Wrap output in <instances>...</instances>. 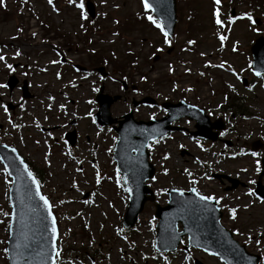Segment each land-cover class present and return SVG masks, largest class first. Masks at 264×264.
<instances>
[{
	"label": "rangeland",
	"instance_id": "obj_1",
	"mask_svg": "<svg viewBox=\"0 0 264 264\" xmlns=\"http://www.w3.org/2000/svg\"><path fill=\"white\" fill-rule=\"evenodd\" d=\"M92 1L94 18L87 14L85 0H0V143L18 148L38 171L57 216L56 264H195V259L225 264L198 248L164 254L155 249L156 203H167V189L192 185L215 197L224 211L223 223L236 229L250 251L264 256V202L251 190L264 155V74H254L251 53L254 40L264 35V0H177L171 37L154 22L143 0ZM14 63L20 65L14 68ZM98 66H104L107 76L95 70ZM11 73L19 78L12 92L5 86ZM24 80L30 98L22 95ZM121 80L138 90L130 89L127 101L112 105L114 116L131 109L137 119L164 114L161 107L134 108L131 97L185 99L212 117L227 116L224 137L234 141L226 148L219 141L176 133L152 143L157 172L149 185L157 198L127 231L122 218L128 193L112 157L117 133L93 120L100 86L111 94L123 93ZM8 102L19 106L11 110ZM180 124L193 128L189 122ZM72 128L79 135L74 148L63 140ZM257 140L263 144L254 151ZM184 147L190 155H181ZM213 172L254 183L226 193ZM10 184L0 161V264L8 263Z\"/></svg>",
	"mask_w": 264,
	"mask_h": 264
},
{
	"label": "water",
	"instance_id": "obj_2",
	"mask_svg": "<svg viewBox=\"0 0 264 264\" xmlns=\"http://www.w3.org/2000/svg\"><path fill=\"white\" fill-rule=\"evenodd\" d=\"M154 9L155 14L163 22L167 32L172 35L176 26V0H145ZM89 12L95 15V6L88 0ZM254 69L258 74L264 72V36L256 39L252 46ZM158 58V57H156ZM103 71V68H99ZM17 79L11 76L8 85L11 89ZM24 96L29 97L27 84L23 86ZM97 95L100 104L96 118L101 125L118 122L115 126L119 139L115 145L114 159L122 174V178L130 194V203L124 218V225L132 227L144 208L146 201L155 200L154 191L148 187L146 181L155 174L154 166L149 162L147 146L150 141L166 136L180 127L171 126L178 118L188 116L196 120L198 130L192 134L206 139L216 140L218 132L212 128L224 129L221 120L211 122L204 109L196 105L180 101L175 104L165 102L168 115L160 119L148 121L134 119L133 112L123 118L112 117L111 106L121 98L120 95L103 93ZM139 103H153L156 101L145 97ZM74 142V134L68 137ZM256 148V147H255ZM186 151H182L184 155ZM0 158L9 174L13 177L10 189L12 216L10 223V238L8 240V264H54L57 251L58 228L56 217L52 212L51 203L40 189L36 177L29 170L23 156L14 147L0 144ZM264 163V160H263ZM214 177H227L235 188L240 182L228 175L213 174ZM257 192L264 195V187L258 181ZM168 204L156 205V216L159 217L156 230V248L161 252L174 251L178 248L183 236H189L188 250L195 246L220 256L227 264H257L260 256L249 253L244 245L234 239L232 232L221 223L222 212L213 198L199 194L194 187L189 191L169 189ZM179 222L183 230L178 231ZM197 264H202L197 261Z\"/></svg>",
	"mask_w": 264,
	"mask_h": 264
},
{
	"label": "flooded vegetation",
	"instance_id": "obj_3",
	"mask_svg": "<svg viewBox=\"0 0 264 264\" xmlns=\"http://www.w3.org/2000/svg\"><path fill=\"white\" fill-rule=\"evenodd\" d=\"M129 91H130L129 88H127V89L124 90V93H125V97H126V99H128V97H129V95H128ZM71 123H72V122H71ZM223 181H224V180H223ZM249 182H250V181H247V184H248L247 187H249V185H250ZM219 185H220V187H221V189H222L223 191H224L225 187L227 186V184H226L225 182H222V181H219ZM236 234H237V233H236ZM237 235H238V234H237ZM245 243L248 244L247 241H245Z\"/></svg>",
	"mask_w": 264,
	"mask_h": 264
}]
</instances>
